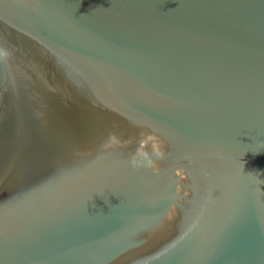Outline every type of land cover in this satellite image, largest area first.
<instances>
[{
    "label": "water",
    "instance_id": "water-1",
    "mask_svg": "<svg viewBox=\"0 0 264 264\" xmlns=\"http://www.w3.org/2000/svg\"><path fill=\"white\" fill-rule=\"evenodd\" d=\"M0 264H264V0H0Z\"/></svg>",
    "mask_w": 264,
    "mask_h": 264
}]
</instances>
